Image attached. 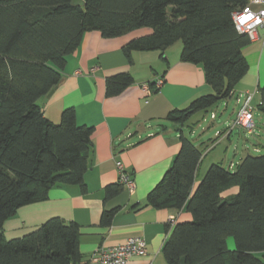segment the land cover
<instances>
[{"label":"trees","instance_id":"obj_1","mask_svg":"<svg viewBox=\"0 0 264 264\" xmlns=\"http://www.w3.org/2000/svg\"><path fill=\"white\" fill-rule=\"evenodd\" d=\"M248 0H0V264H80L77 222L52 217L36 230L8 240L3 227L16 211L48 198L56 185L86 188L84 173L93 126L80 125L67 107L59 122L49 119L39 100L62 79L68 56L87 31L115 37L148 28L123 50H160L182 41L181 59L202 63L212 93L174 109L167 119L180 130L181 149L148 194L156 208L187 210L192 219L168 224L164 246L168 264H264V154H246L235 170L213 163L194 188L204 155L185 134L191 116L229 97L249 63L243 49L248 34L236 28L233 13ZM134 82L129 72L107 77L108 96ZM156 94L154 82L149 83ZM264 111V86L259 89ZM125 187H106L107 198ZM237 187L233 195L223 193ZM116 209L105 210L110 225ZM233 236L235 248L227 238Z\"/></svg>","mask_w":264,"mask_h":264},{"label":"crops","instance_id":"obj_2","mask_svg":"<svg viewBox=\"0 0 264 264\" xmlns=\"http://www.w3.org/2000/svg\"><path fill=\"white\" fill-rule=\"evenodd\" d=\"M149 31L142 28L110 38L98 30L87 31L79 48L68 56L60 83L49 98L46 95L39 100V105L54 122L60 121L65 108L74 107L78 123L94 127L88 167L84 173L86 188L77 184L56 185L49 191L48 198L20 207L4 224L3 232L8 240L36 230L52 217H61L80 226V263L99 248L124 243L137 235L146 239L148 251L143 256L132 257L131 262L168 264L163 246L169 237L168 224L188 221L192 214L185 209L176 211L148 204L149 192L173 164L181 149L180 130L176 123L167 119V115L174 109L186 108L196 98L212 93L213 89L206 81L202 63L181 59L183 43L179 48L172 45L165 51H133L128 58L124 46L132 38ZM243 55L248 60L249 69L230 97L236 99L237 107L231 116L226 114L222 117L220 123L216 122L217 115L212 118L214 112L211 113V119L215 121L203 130L217 126L216 137L206 142L213 148L202 156L194 188L213 163H228V150L219 153L216 147L232 143L237 137L239 129L235 132L233 128L229 134L227 130L232 127L242 105L244 97L238 100L241 94H253L251 105L254 107L256 131L250 134L255 135L254 141L245 144L242 156L230 161V169L235 170L242 158L251 154V147L259 153L263 146L264 111L260 105L259 89L264 86V39L251 41L244 47ZM117 72H129L134 82L121 93L108 96L107 77ZM158 77H164L159 91L146 93L144 84L154 82ZM209 110L200 112L204 115ZM195 114L190 118L195 120L193 124L200 121ZM222 126L226 128L221 129ZM184 131L187 136L189 132L194 134L190 125L189 130ZM206 135L200 137L201 142ZM216 139L217 145H212ZM118 161L131 173L136 188L130 192L123 187L117 195L107 198V185L119 180ZM237 191V187H232L223 194L233 195ZM111 209H116L111 224H102L103 213Z\"/></svg>","mask_w":264,"mask_h":264},{"label":"built area","instance_id":"obj_3","mask_svg":"<svg viewBox=\"0 0 264 264\" xmlns=\"http://www.w3.org/2000/svg\"><path fill=\"white\" fill-rule=\"evenodd\" d=\"M233 19L236 28L241 33L249 35L251 41L257 39H264V0H248L247 4L239 10L233 13ZM164 83V77H158L154 81L155 90L160 89ZM143 89L146 93H154L151 84L145 83ZM231 91L229 97H232L235 93ZM243 96V102L239 108L236 117L231 128H228V134L231 129H244L248 134H254L256 131V124L253 119L254 107L252 104V93H244L238 96V100ZM216 114H212V118H215ZM219 135V133H217ZM117 167L119 170V182L124 185L130 192H133L136 188V182L131 175L127 172L123 164L118 161ZM148 245L143 236L129 237L124 243L107 247L99 248L93 253V255L82 261L80 264H134L131 262L134 256H143L147 254Z\"/></svg>","mask_w":264,"mask_h":264},{"label":"rangeland","instance_id":"obj_4","mask_svg":"<svg viewBox=\"0 0 264 264\" xmlns=\"http://www.w3.org/2000/svg\"><path fill=\"white\" fill-rule=\"evenodd\" d=\"M176 43L173 44V45H175L173 47L179 48L180 46H182L181 45L182 41H179V43L178 42H176ZM235 107H237L236 99H234V98L220 99L211 108V110H209L208 113H204V115H203V112H199V113L194 115L195 117H200V121L198 122L199 124L197 122H196V124H193V122L195 120L190 119L189 122L185 125V127H184L185 130H189V125L193 127L194 134H191V132H189L188 133V135H189L188 137L195 143V145L201 146V144H202V150H203L204 156H206L210 152V150L213 148L210 145H206V142L208 143V141L210 139H213V138L216 137L215 131L218 128L217 126H215L212 129H210V127H209L207 129V131L203 130L205 127L210 126L212 121H215V120L211 119V113L214 112V114L217 115L216 122L220 123L221 118L224 117L226 114H227V116H231L233 114V109ZM223 128L225 129L226 127L222 126L221 129H223ZM205 133H207V135H206L207 137L204 138L203 141L201 142L200 137L203 136V134H205ZM236 136L237 137L234 140L231 141L232 143H223V144H221V146L219 144L216 147L217 151L219 153H221V152L223 153V152H225V150H228L226 156L228 157L229 161H228V163L226 161L223 162V165L226 168H229V169L231 168L230 167V161L232 159H234V158L238 160L240 158V156H242V154H243V149H244L245 144H247L249 142H253L254 141V137H255V135L252 136V135L248 134L246 132V130H244V129H240ZM217 139L212 141L214 143H211V144L216 146L217 143H218ZM261 142L263 143V146L261 147L260 152L258 153L256 151H254L253 148L251 147L250 148V153L251 154H254V155L264 154V134L262 136ZM227 244H228V247L230 249H234L235 248L236 244H235V239H234L233 236H229L227 238Z\"/></svg>","mask_w":264,"mask_h":264},{"label":"water","instance_id":"obj_5","mask_svg":"<svg viewBox=\"0 0 264 264\" xmlns=\"http://www.w3.org/2000/svg\"><path fill=\"white\" fill-rule=\"evenodd\" d=\"M86 0H73L74 4H78V5H83L85 3ZM53 93V91H51L49 94H47V98H49L51 96V94ZM179 128V126H177ZM235 132H237V129H234Z\"/></svg>","mask_w":264,"mask_h":264}]
</instances>
